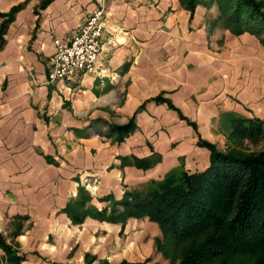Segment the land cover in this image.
I'll list each match as a JSON object with an SVG mask.
<instances>
[{
    "label": "crops",
    "instance_id": "0c3cea01",
    "mask_svg": "<svg viewBox=\"0 0 264 264\" xmlns=\"http://www.w3.org/2000/svg\"><path fill=\"white\" fill-rule=\"evenodd\" d=\"M43 1L0 0V233L25 264H82L86 253L92 264H155L160 229L148 217L74 223L65 208L86 184V206L109 210L103 197L119 200L172 170H204L210 151L199 140L224 147V113L264 119V46L214 24L215 0L192 14L180 0ZM99 7L95 72L50 81L54 40L69 41ZM133 115L124 139L106 134ZM93 120L106 123L88 128ZM133 157L158 159L146 169L122 162Z\"/></svg>",
    "mask_w": 264,
    "mask_h": 264
},
{
    "label": "trees",
    "instance_id": "16d2710c",
    "mask_svg": "<svg viewBox=\"0 0 264 264\" xmlns=\"http://www.w3.org/2000/svg\"><path fill=\"white\" fill-rule=\"evenodd\" d=\"M49 1L44 0L42 5ZM204 1L180 0V4L192 14ZM215 1L219 16L214 24L220 22L235 35L249 32L264 46V0ZM18 8H11L8 20ZM4 27L5 22L0 28V39ZM153 100L167 101L161 96ZM168 104L173 108L171 103ZM223 122V127L229 126L232 135L264 139L263 119L227 112ZM98 123L106 122L93 120L88 128ZM136 127L132 117L126 124L111 125L110 131L117 135V140H122ZM199 144L210 151L209 164L204 170H172L159 180L126 189L119 200L103 197L110 201L109 210L86 206L91 197L80 187L65 212L74 223H81L90 216L123 225L131 217L146 216L160 229L161 236L154 240L156 250L166 255L176 250L178 264H213L215 260H227L240 253L254 254L256 264H264V149L241 153L220 150L205 140H199ZM157 159L133 157L132 160L124 158L122 162L146 169ZM0 248L4 252L0 264H25L24 256L18 254L1 233ZM93 261L86 255L84 264Z\"/></svg>",
    "mask_w": 264,
    "mask_h": 264
},
{
    "label": "built area",
    "instance_id": "2783aa9c",
    "mask_svg": "<svg viewBox=\"0 0 264 264\" xmlns=\"http://www.w3.org/2000/svg\"><path fill=\"white\" fill-rule=\"evenodd\" d=\"M105 20L104 9L96 8L81 21L69 41L54 40V52L49 60L50 81L70 82L81 74L95 72Z\"/></svg>",
    "mask_w": 264,
    "mask_h": 264
},
{
    "label": "rangeland",
    "instance_id": "374dc122",
    "mask_svg": "<svg viewBox=\"0 0 264 264\" xmlns=\"http://www.w3.org/2000/svg\"><path fill=\"white\" fill-rule=\"evenodd\" d=\"M215 20H214V22H215ZM218 23L220 24V22H218ZM132 117H134V121H135V115H133ZM128 121L126 123H128ZM126 123H124V124H126ZM111 125H123V124H116V123L107 124V131H106L107 135H113L112 132L110 131ZM222 132H223L225 138H224V147L218 148L220 150H234V151H238L241 153H253V152H257L259 150L264 149V139L260 136L251 138V137H247V136L232 135L229 126H224ZM114 137L117 138V135L114 134ZM83 188L85 189V192L89 195L91 192H93L92 191L93 189L88 184H86V186ZM160 236H161V233L158 237H160ZM11 244L13 246V243H11ZM154 248H155V244H154ZM155 251L159 254V261L155 264H178L179 257L177 256L178 253L176 250L171 251L170 255H168V254L166 255L162 252H158L156 250V248H155ZM86 255H87L88 259H91V260L94 259L95 260L94 256L90 255L89 253H86ZM86 255L84 257V261L82 264H84L86 261ZM256 259H257V257L254 254L240 253V254H237L231 258H228L227 260H222V261L215 260V262L213 264H256V261H257ZM70 260L73 262H76V260H73V259H70ZM106 262L108 264H110L105 258L98 260L97 264H106ZM92 263H90V264H92ZM125 263H127V262H125ZM70 264H75V263H70ZM78 264H81V263H78ZM127 264H129V263H127Z\"/></svg>",
    "mask_w": 264,
    "mask_h": 264
}]
</instances>
